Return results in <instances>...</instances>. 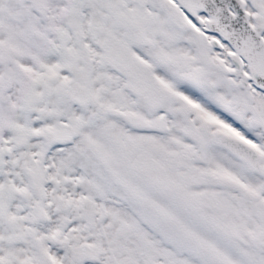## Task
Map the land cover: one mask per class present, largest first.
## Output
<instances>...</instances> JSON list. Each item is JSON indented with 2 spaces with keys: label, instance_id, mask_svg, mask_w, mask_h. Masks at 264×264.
<instances>
[{
  "label": "snow or ice",
  "instance_id": "obj_1",
  "mask_svg": "<svg viewBox=\"0 0 264 264\" xmlns=\"http://www.w3.org/2000/svg\"><path fill=\"white\" fill-rule=\"evenodd\" d=\"M0 264H264V0H0Z\"/></svg>",
  "mask_w": 264,
  "mask_h": 264
}]
</instances>
